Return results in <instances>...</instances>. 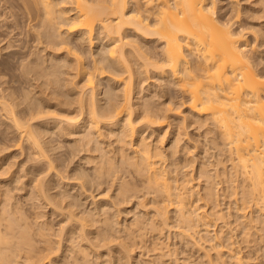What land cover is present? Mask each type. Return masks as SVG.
<instances>
[{
	"label": "bare ground",
	"instance_id": "1",
	"mask_svg": "<svg viewBox=\"0 0 264 264\" xmlns=\"http://www.w3.org/2000/svg\"><path fill=\"white\" fill-rule=\"evenodd\" d=\"M239 1L222 13L217 0H0V17L11 18L14 30L32 24L33 42L51 52L42 61L41 54L17 59L18 76L34 80L42 96L26 88L20 95L1 79L7 122L0 149L26 142L36 164L46 160L51 170L58 159L49 153L52 135L71 137L68 144L85 152L88 165L72 171L77 192H51L60 178L53 185L40 166L30 171V193L49 206V217L0 191V264H18V257L31 264H133L136 251L152 252L151 264H172L177 246L168 232L162 236L168 226L197 253L196 264H264V0L243 8ZM84 45L96 49L86 54ZM154 76L169 78L161 80L164 92L175 87L187 113L176 118V104L144 97L143 83ZM54 107L59 118L46 116ZM185 123L209 125L214 160L190 154ZM101 186L112 190L110 198L95 199ZM89 196L91 206H84ZM131 201L134 215L122 223L120 205Z\"/></svg>",
	"mask_w": 264,
	"mask_h": 264
},
{
	"label": "rangeland",
	"instance_id": "2",
	"mask_svg": "<svg viewBox=\"0 0 264 264\" xmlns=\"http://www.w3.org/2000/svg\"><path fill=\"white\" fill-rule=\"evenodd\" d=\"M235 1V2H234ZM236 1L237 0H217V6H218V8H217V10L218 11H220V12H222V13H224V12H226L227 10H230L231 8H232V6L233 7H236ZM221 2V3H220ZM231 2H233V3H231ZM240 2V5L242 6L241 8H243L244 6H245V4H248V2H249V0H240L239 1ZM235 3V4H234ZM242 3V4H241ZM68 3H66V4H63V6H65V7H68L69 6V4H70V6H72V4L71 3H69L68 5H67ZM220 4V5H219ZM229 4V5H228ZM231 4V5H230ZM1 5V4H0ZM240 5H239V7H240ZM221 7V9H220V7ZM4 10V6H1V8H0V11L2 12ZM225 10V11H224ZM232 10V9H231ZM231 10H230V12L229 13H231ZM235 14V10H233L232 11V14ZM244 13H242V12H240V15H239V19L240 20H246L245 18H244V15H243ZM2 18L3 17H0V41L2 42H0V48H2V49H0V68H2V69H0V70H3L4 72H3V74L5 73V76H3V77H1L0 78V80L1 79H3L4 81H5V79H8L10 82H7V83H9L10 85H13V83H15L12 87H15L16 88V90H17V92L20 94V95H23L25 92H29L28 94L29 95H34V93H35V95L33 96V97H36V96H42L43 94L41 93V91H39V90H41L40 89V87H38L37 88V86L36 85H32L31 84V81H32V83L34 84L35 83V81L34 80H28V78L27 77H25L24 75H20V76H18L19 75V73H20V71H17L19 68H17V64L19 63H17V61L19 60V58H20V56H21V54H24V56H26L27 54L29 55V56H31V57H29V58H34V57H37L38 59H39V57H41V61H42V59L44 60V59H46V57H48V56H46L47 54H49V53H51V52H49L50 50H43V46H42V44H37V43H35V42H33V38L31 39V30H29L28 31V28L32 25H30L29 26V24H28V26H25L27 23L26 22H24V25H23V28L22 29H24L23 30V33L21 34V31H22V29H20V30H18V29H15L14 30V28H12V27H10V25H9V23H10V20L9 19H11V18H9V19H4L3 18V20H2ZM7 20H9V21H7ZM5 22H7V23H5ZM30 23H32V22H30ZM8 24V25H7ZM8 27H10V28H8ZM25 27H26V29H27V32L28 33H30V36H29V34H26V33H24V31L26 30L25 29ZM28 27V28H27ZM14 30V31H13ZM20 31V32H19ZM248 31V30H247ZM249 33V36L250 37H252V33H254V32H252L251 33V30L250 31H248ZM252 34V35H251ZM255 34V33H254ZM25 35V36H24ZM27 37L28 36V38H24V37ZM5 39H4V38ZM13 37V38H12ZM22 37V38H21ZM7 39H9V40H7ZM26 40L27 39V46L25 47V49H23V48H21V46H19V45H21L22 44V40ZM18 41V42H17ZM21 41V42H20ZM11 43L12 45L10 46V47H4V46H6L8 43ZM17 43V44H16ZM156 44H159V42H155ZM35 44H36V48H34L35 47ZM150 44H153L152 42H150ZM3 45V46H2ZM13 46V47H12ZM4 47V48H3ZM19 47V48H18ZM31 47V48H30ZM41 49V50H43V51H40L39 52V50ZM90 49H96V45L95 46H93V47H91V48H87V46L86 45H84V50H85V53L86 54H88L89 53V51H90ZM259 49V48H258ZM262 49H264V46H261L260 47V49L259 50H262ZM25 50V51H24ZM27 50V51H26ZM48 51V52H47ZM31 52V53H30ZM33 52V53H32ZM9 53V54H8ZM36 53V54H35ZM44 53V54H43ZM47 53V54H46ZM256 53V52H255ZM40 56H39V55ZM257 54V55H256ZM255 54V56H258V54H260L259 52L258 53H256ZM27 55V56H28ZM34 55V56H33ZM19 56V57H18ZM39 56V57H38ZM262 56H264V51H262ZM15 59V60H14ZM18 59V60H17ZM13 63V64H12ZM16 64V65H15ZM150 73V72H149ZM13 75V76H12ZM150 75H152V73H150L149 74V76ZM15 76V77H14ZM23 76H24V78H23ZM153 76V75H152ZM11 77V78H10ZM16 78L17 77V79H13L12 80V78ZM19 77V78H18ZM26 78V79H25ZM153 78V79H152ZM149 77L144 83H143V86H145V88H144V90L142 91V93H143V95H144V97H146V98H148L149 100H150V98H151V101H153L154 103H156V104H158V102H159V104L161 103V104H163V105H165L164 103H167L168 102V104H166V105H168V106H170V107H174L175 106V104L177 105V106H175L174 108L175 109H172V112L176 115V118L178 117L179 118V115H180V117H181V115H183V114H185V113H187L189 110V108H188V105H187V103H186V99L184 98V97H182L181 96V94L179 95V93H177L176 91H175V87L174 88H172V91H170V92H164V86L163 85H165L164 83V81H161L162 79H169V78H160V77H158V76H154V77ZM158 78V79H157ZM160 79V80H159ZM7 80V81H8ZM13 82H12V81ZM27 80V81H26ZM157 80V81H156ZM25 81V82H24ZM103 81H105V79L103 80ZM152 81V82H151ZM173 81V80H172ZM17 82V83H16ZM160 82H162V83H160ZM164 82V83H163ZM2 83V80L0 81V89L2 88V87H4L5 86V84H1ZM12 83V84H11ZM29 83V84H28ZM36 84V83H35ZM146 84V85H145ZM153 84V85H152ZM158 84V86H156ZM1 85H3V86H1ZM150 85V86H149ZM159 85H162V86H159ZM21 86V87H20ZM156 88L155 90H156V93L154 94V87ZM34 87V88H33ZM150 87V88H149ZM163 87V88H162ZM27 90H26V89ZM23 89V90H22ZM24 89H25V92H24ZM19 90V91H18ZM33 90V91H32ZM163 90V91H162ZM21 91V92H20ZM23 91V92H22ZM152 91H153V93H152ZM157 91H159V93L157 92ZM41 94H40V93ZM32 93V94H31ZM38 93V94H37ZM161 93H163V94H161ZM153 96V97H151V96ZM158 95V96H157ZM50 97V96H49ZM150 97V98H149ZM174 97V98H173ZM177 97V98H176ZM182 97V98H181ZM171 98H173V99H171ZM158 100V101H157ZM183 101H185V102H183ZM183 102V103H182ZM171 103V104H170ZM182 105H180V104ZM180 105V106H179ZM54 108H56V110L53 112V111H50V112H53V113H50L49 112V114H47L46 116H48L49 118H59V116H61L62 115V112H60L61 111V109L58 107H54ZM49 109H52L53 110V106H51ZM58 109H60V111H57ZM174 110V111H173ZM175 111H177V112H175ZM59 112H60V114L61 115H58L57 117H55V115H56V113H58L59 114ZM179 112H181V113H179ZM1 115V114H0ZM50 115V116H49ZM174 115V116H175ZM52 116V117H51ZM2 118V119H1ZM5 117H3L2 115L0 116V123H1V126H0V130L3 128V127H5L6 128V122H7V119H4ZM172 118H173V116H172ZM6 121V122H5ZM2 122H3V126H2ZM189 124V123H188ZM187 123H185V129H187L185 132V136H183V138L185 139H183L184 140V142H186L187 144H188V146H190V149H192L190 152H192V153H190L192 156L193 155H198V153H199V156L201 157H203L204 158V160H206L207 162L211 159H215V158H213V157H215L214 156V152H215V150H214V148L212 147V143H209L208 141H209V139H210V134L208 133H206V131H207V129H208V127H209V125L208 124H202V125H200L199 126V124H197V123H194V124H190V125H188ZM188 126V127H187ZM187 127V128H186ZM205 131V132H204ZM215 132V131H214ZM189 133V134H188ZM186 134H188L187 136H186ZM205 134V135H204ZM212 134V133H211ZM11 133L9 134V135H7V137H11ZM190 135V136H189ZM54 137V138H53ZM59 137H56V136H54V135H52V143L51 144H53L54 145V150H52L51 149V151H49V153H51V156H53V157H57L58 159H56V161H54V166L56 167V169H55V167H51V170L50 169H46V167H47V165L45 164L46 162V160L44 161V160H41L42 162H39V164H36L37 162H36V160L34 159L33 160V156L31 157V155H34V154H32V153H34V151L32 150V149H30L29 148V146H28V144L26 143V142H23V145L22 146H15L13 143V141H11V142H8V143H6V144H9V145H4V146H8V147H6V148H3V150L2 149H0V168L2 169H0L1 171H0V191L2 190H8V192H10V194H11V196H12V201H17V200H19V203H21V205H22V207H24V208H26V209H29V208H31L30 210L31 211H41L40 213H42L43 214V212H44V214H46V216L45 217H49V213H50V209H49V206H47V205H45L44 203V205L42 204V201H38V198H37V196H36V194H31L30 193V190H31V188H32V186L34 185V181H30L31 180V178H32V176H31V174H30V171L31 170H33V169H35V168H37V167H39L40 166V168H42V170H44V172L43 173H41L42 175H46L45 176V178H47V180L49 179V180H51L50 182V184H58L57 183V180H58V178H60V184H58V185H60V186H58V185H56V186H54L53 187V189H51V192H54V191H57V190H61V191H63L64 189L65 190H69L70 192H75L76 190H77V185L75 186L74 184H75V182H77V180H75L74 179V174H73V172H74V168L75 167H79V165H83V166H85V167H88V165H86L85 164V158H83L84 157V154H85V152L84 151H78V152H80V153H78V152H76L77 150H76V147H75V149H74V151L72 150L73 148H74V145H69L68 143H72V138L71 137H67V138H65V139H63V138H59ZM188 138H190V139H188ZM194 138V139H193ZM205 138V139H204ZM54 139V140H53ZM203 139V140H202ZM64 140V141H63ZM70 141V142H69ZM199 141V142H198ZM57 142V143H56ZM63 142V143H62ZM183 142V141H182ZM196 142V143H195ZM62 144V145H60V144ZM168 143H170L169 142V140L167 139L166 141H164V143L163 144H165V145H168ZM200 143V144H199ZM27 144V145H26ZM196 144V145H195ZM209 144H211V147H210V145ZM199 145V146H198ZM198 148H197V147ZM62 147V148H61ZM65 147H67L66 149H65ZM69 147V148H68ZM207 147V148H206ZM19 148H21V149H19ZM57 148V149H56ZM70 149H71V151H70ZM205 149H207V150H205ZM210 149H211V151H210ZM22 150V151H21ZM28 150H29V152H28ZM63 150V151H62ZM69 150V151H68ZM33 151V152H32ZM62 153H61V152ZM203 151V152H202ZM204 151H207V154H206V152H204ZM213 151V152H212ZM24 152V153H23ZM32 152V153H31ZM60 154H59V153ZM68 152L70 153V154H68ZM211 152V153H210ZM31 153V154H30ZM66 153H67V155H66ZM72 153V154H71ZM74 153H78V154H75V157H74ZM195 153V154H194ZM56 154V155H55ZM212 156H211V155ZM30 155V156H29ZM77 155V156H76ZM190 155V156H191ZM204 155H205V157H204ZM59 156V157H58ZM74 157V159H72L73 157ZM183 155H179V159L180 160H182L184 157H182ZM191 156V157H192ZM211 156V157H210ZM29 157V158H28ZM34 157H36V156H34ZM70 157V158H69ZM72 157V158H71ZM27 159H30V160H27ZM43 159V158H42ZM65 159H66V161H65ZM71 159V160H70ZM208 159V160H207ZM60 160V161H59ZM63 160V161H62ZM81 160V161H80ZM11 161V162H10ZM22 161V162H21ZM27 161V162H26ZM183 161H185V158L182 160V161H180L181 163H185V162H183ZM44 162V163H43ZM62 162V163H61ZM197 162L198 161H196V162H194V165H190V166H188V167H186V170H191V169H193V168H195V167H197ZM225 162V161H224ZM24 165H23V164ZM68 163H70V164H68ZM14 164V165H13ZM44 164V165H43ZM225 164L226 165H229V163L227 164V162H225ZM13 165V166H12ZM22 165V166H21ZM32 165V166H31ZM45 165H46V167H45ZM59 165V166H58ZM5 166V167H4ZM9 166H10V168H9ZM12 166V167H11ZM18 166V167H17ZM64 166V167H63ZM68 166V167H67ZM59 167V168H58ZM193 167V168H192ZM20 168H22V169H20ZM28 168H29V170H28ZM32 168V169H31ZM58 168V169H57ZM5 169V170H4ZM9 169V170H8ZM27 169V170H26ZM46 169V170H45ZM54 169V170H53ZM67 169V170H66ZM8 170V171H7ZM22 170V171H21ZM56 170H58V172L56 171ZM63 170V171H62ZM73 171V172H72ZM6 172V173H5ZM46 172V173H45ZM56 172H57V174H56ZM13 173V174H12ZM48 173V174H47ZM60 173V174H59ZM63 173V174H62ZM19 174V175H18ZM28 174V175H27ZM15 175V177L18 175L19 176V180L17 179V180H15V177L13 178L12 176H14ZM25 177H24V176ZM63 175V176H62ZM23 176V177H22ZM62 176V177H61ZM72 176V177H71ZM10 177H12L11 179H10ZM65 177H66V179H65ZM22 178V179H21ZM62 178V179H61ZM74 179V180H73ZM21 180V181H20ZM55 180V181H54ZM73 180V181H72ZM33 182V183H32ZM9 184V185H8ZM68 184V185H67ZM15 185V186H14ZM24 185V186H23ZM26 185V186H25ZM32 185V186H31ZM72 185H74V187L72 186ZM6 186V187H5ZM6 189H5V188ZM17 187V188H16ZM74 188V189H73ZM12 189V191H13V193H12V191H10ZM63 189V190H62ZM59 190V191H60ZM105 191H107V189H104V186H101L99 189H96V190H94L93 191V193L92 194H94L96 197H95V199H102V198H110V196H112V190L111 191H109V192H105ZM29 192V193H28ZM77 192V191H76ZM104 192V193H103ZM100 193L102 194L101 196H99L100 195ZM30 194V195H29ZM106 194H108L107 196H106ZM31 195H33V196H35V197H33V196H31ZM104 195V196H103ZM110 195V196H109ZM22 197V198H21ZM16 198V199H15ZM29 198V199H28ZM31 198V199H30ZM34 198V199H33ZM26 200V201H25ZM84 200V201H83ZM86 200V201H85ZM82 201L84 202V206H88V207H90L91 205V203H90V201H91V197L89 196V197H87L86 199L84 198V199H82ZM134 201V200H133ZM27 202V203H26ZM35 203H36V205H35ZM130 203V204H129ZM129 203H127V204H123V205H120V207H122V211L119 213V220L123 223V221L125 220V219H129L132 215H134V211H132L133 209L132 208H134V206L132 207V204H133V202L131 201V202H129ZM129 204V205H128ZM31 205V206H30ZM32 205H33V208H32ZM35 206V207H34ZM41 206V207H40ZM37 207V208H36ZM125 207H126V210H124L125 209ZM36 208V209H35ZM43 208V209H42ZM131 208V209H130ZM34 209V210H33ZM129 210H131V212H129L128 213V211ZM48 212V213H47ZM126 212V213H125ZM125 213V214H124ZM127 214V215H126ZM43 217V216H42ZM42 217H40L41 219H42ZM45 217H43V219L45 218ZM39 218V219H40ZM132 218V217H131ZM40 219V220H41ZM58 219L59 218H55V219H53L52 221L55 223L54 224V226L55 227H57L58 225L56 224V222H58ZM169 227V226H168ZM168 227H166V228H164V230H163V233L164 234H162V236L163 237H166V235H167V232H168V235H169V238H168V242L169 243H171L172 242V244H175V247H176V249H175V253L173 254L172 253V257L170 256V259H171V262H172V264H185L186 263V261H183V260H187V261H190V262H192L191 264H196V261L198 260V259H196V254H194L193 253V251H190V247L188 246V244L186 245V243H184L185 241L184 240H181L177 235H176V232L174 231V229L173 228H168ZM169 229V230H168ZM172 232V233H171ZM174 236V237H173ZM167 239V238H166ZM165 239V240H166ZM179 240V241H178ZM170 246H172V245H170ZM186 246V247H185ZM261 246V248L262 249H260V253H264V251H262V250H264V245H260ZM188 247V248H187ZM184 249V250H183ZM190 251V252H189ZM183 252V253H182ZM148 253V254H147ZM145 255L143 254V256H140L139 255V252L138 251H136L134 254H135V257H136V262L134 263L133 262V264H151L149 261V256L151 255H153V254H151L152 252H147ZM150 254V255H149ZM173 255H174V258H173ZM186 255V256H185ZM140 256V257H139ZM19 258V257H18ZM18 258H17V261L16 262H18V264H24L25 262H27V264H31V262H29V261H26L25 259H23V258H21V259H19L18 260ZM137 258H138V261H137ZM177 258V260L175 261L174 259H176ZM182 258V259H181ZM141 259V260H140ZM182 261V263H181V261ZM193 261H192V260ZM24 261V263H23V261ZM149 260V261H148ZM172 260H174V261H172ZM194 260H196V261H194ZM147 261V262H146ZM138 262V263H137ZM26 264V263H25ZM41 264H43V263H41ZM157 264V263H156Z\"/></svg>",
	"mask_w": 264,
	"mask_h": 264
}]
</instances>
